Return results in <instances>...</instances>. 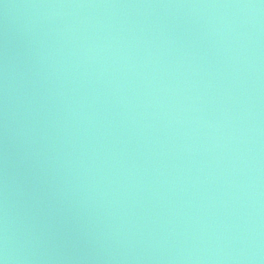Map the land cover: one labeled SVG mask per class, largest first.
I'll return each mask as SVG.
<instances>
[{
  "label": "water",
  "instance_id": "water-1",
  "mask_svg": "<svg viewBox=\"0 0 264 264\" xmlns=\"http://www.w3.org/2000/svg\"><path fill=\"white\" fill-rule=\"evenodd\" d=\"M3 264H264V0H0Z\"/></svg>",
  "mask_w": 264,
  "mask_h": 264
},
{
  "label": "clouds",
  "instance_id": "clouds-1",
  "mask_svg": "<svg viewBox=\"0 0 264 264\" xmlns=\"http://www.w3.org/2000/svg\"><path fill=\"white\" fill-rule=\"evenodd\" d=\"M0 264H3V262H2V261H0Z\"/></svg>",
  "mask_w": 264,
  "mask_h": 264
}]
</instances>
